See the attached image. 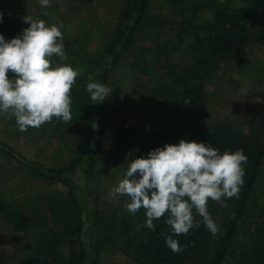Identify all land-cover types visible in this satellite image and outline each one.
<instances>
[{"label":"trees","instance_id":"16d2710c","mask_svg":"<svg viewBox=\"0 0 264 264\" xmlns=\"http://www.w3.org/2000/svg\"><path fill=\"white\" fill-rule=\"evenodd\" d=\"M112 2L114 3V0ZM147 3L148 0L124 1L114 19L101 20L98 16H93L88 19H77L72 23L64 21L63 17L66 14H61L57 24L63 23L65 26L63 29L65 48L88 58L95 57V53L85 50L76 42L79 36L88 37L96 42L98 58L104 59L112 55L116 48L122 45L138 64L144 65L145 59L153 50L134 42L135 35L143 26ZM193 6V12L199 9L211 12L209 23L199 28L200 31H204L199 40L197 41L195 37L196 42L194 43L192 39L187 45V49L192 52L193 63L189 67L174 65L170 69H163L166 74L173 77L175 86L160 121L149 125L144 119L136 116V110L132 107L120 106V124L114 129V145L110 160L125 153H131L134 159L143 157L149 151L165 144H178L181 139L205 142L221 153L225 150L243 149L248 157L244 183L238 198L223 202L229 206V215L221 218L220 231L208 263L221 264L237 232L238 223L243 217L257 173L264 160V136L244 133L221 123L207 125L210 118L207 88L218 66L239 52L243 45L252 41L254 44L264 46V0H196ZM57 7L58 3L53 5L55 11ZM183 27H186V23ZM12 28L16 29L18 26L13 24ZM148 36L149 32H145V37ZM87 83L81 74L73 86L70 122L65 123L53 118L51 123H45L40 128L30 127L28 131L23 132L26 143L30 146H46L54 141L61 149L62 166L48 170L54 176L47 177L32 169L31 172L42 179L39 190H30L22 186L10 188L0 186V220L14 232L33 234V243L26 258L28 264H84L81 209L71 181L60 176L72 172L80 163L84 148L94 135V123L98 126V135L103 134L102 130L106 124L105 101L102 102L96 118L90 93L86 90ZM112 94L117 96L118 91L115 90ZM133 94L138 95L135 91ZM134 116L138 117L137 122L128 124L129 121H133ZM14 124V118L9 119L0 115V125ZM69 137L71 141H68ZM56 183H62L69 188L61 201L48 195L54 191ZM17 198L28 200L26 203L31 205V210L28 211V208L21 204L22 201L17 203L15 201ZM38 198L42 200L40 205H37L39 202H35ZM219 205L220 203L209 201L208 210L212 218L217 213ZM47 206L49 209L46 212L39 210ZM122 212L124 211L118 206L110 212L106 210L104 213H94V229L91 235V247L94 252L92 264H97L96 257L101 247H104L105 252L111 256H116L127 249L132 253L135 264H182L191 260L196 248L204 247L212 237L203 225L202 218L197 216L196 219L200 223L198 228H193L187 235L173 237L181 246H186L184 251L173 253L166 247L165 236L161 235L171 234L165 222L167 215L154 221V231L145 226V219L139 228L140 231L143 230L140 236L145 238L142 241H131L127 239V235L134 225L129 217L118 216ZM46 215L55 218L53 222L60 220L57 223L60 229L58 235L53 227L48 228L46 232L37 230L41 223L48 219ZM260 218L264 220V203ZM251 235L255 241L235 264H264V222L254 226ZM60 246L64 248L63 257L58 253Z\"/></svg>","mask_w":264,"mask_h":264},{"label":"rangeland","instance_id":"374dc122","mask_svg":"<svg viewBox=\"0 0 264 264\" xmlns=\"http://www.w3.org/2000/svg\"><path fill=\"white\" fill-rule=\"evenodd\" d=\"M127 0H50L51 6L41 8L38 0H0V13L3 22L0 32L6 41H10L23 29L30 25L24 23L25 16L42 19L48 24H57L61 14H66L64 21L75 23L78 19H88L98 16L101 20L114 19L120 11L122 3ZM181 1V2H179ZM196 0H148L145 19L141 31L135 35V44L150 47L153 53L149 55L144 65L138 64L122 45L116 48L112 55L100 59L96 53V42L88 37H77L76 42L85 50L95 53V57H85L74 50L65 48L67 61L74 67H80L82 75L91 76L95 82H100L117 90L118 95L111 94L106 98V124L103 134L98 135V126L94 123V135L84 148L81 161L70 173L60 178L70 180L73 192L81 209V243L85 252L84 264H92L94 252L91 247L94 213L112 211L121 207L124 211L119 217H129L133 229L127 235L131 241H142L140 236L142 223L145 221V210L137 214L129 213L125 204L127 197H113L111 190L118 185L127 163L134 158L131 153H125L110 160L113 148L114 129L120 124V106L126 105L135 109V114L149 125L160 121L164 115L166 104L173 94V77L163 69L174 65L189 67L193 63L188 44L193 39L199 40L203 30L199 28L209 23L211 12L199 9L193 12ZM221 1V0H218ZM180 5H176V3ZM58 3L56 11L53 5ZM54 10L53 15H51ZM47 12L48 15H44ZM56 17V18H54ZM186 23V27H183ZM13 24L18 28L13 29ZM149 29V30H146ZM145 32L149 36L145 37ZM158 33V34H157ZM177 33H179L177 35ZM196 37V38H195ZM146 38V39H145ZM165 67L162 68L161 66ZM162 84L164 87H162ZM133 91L138 94L135 96ZM139 96V97H138ZM180 98V97H179ZM207 101L210 118L207 125L221 123L235 130L264 136V46L249 41L241 50L223 61L213 74L207 88ZM101 103L92 101L94 116L97 118ZM134 116L133 122H137ZM68 141H71L70 137ZM72 143V142H71ZM61 149L53 141L46 146L33 147L26 143L23 132L14 126L0 125V186L5 188L22 186L30 190H39L42 179L35 176L31 170H36L53 177L49 169L62 166ZM68 186L56 183L54 191L48 193L50 198L61 201L68 191ZM28 211L31 205L28 200L15 199ZM38 198L35 202L41 204ZM264 203V160L257 173L255 185L252 188L242 219L233 237L232 244L221 264H235L255 241L251 232L256 225L263 224L260 218ZM36 207H39L37 206ZM35 209V208H34ZM49 206L40 208L46 212ZM46 214V213H45ZM229 215V206L220 203L214 220L221 225L222 216ZM48 219L37 230L46 232L54 228L59 234L58 222L46 215ZM217 234L212 235L204 247H197L194 257L182 264H208L212 258ZM33 243V234L14 232L13 229L0 220V264H28L26 258ZM63 247H58V253L65 255ZM97 264H135L132 253L125 249L116 256H111L101 247L96 257Z\"/></svg>","mask_w":264,"mask_h":264},{"label":"clouds","instance_id":"9594fccd","mask_svg":"<svg viewBox=\"0 0 264 264\" xmlns=\"http://www.w3.org/2000/svg\"><path fill=\"white\" fill-rule=\"evenodd\" d=\"M38 3L44 9L51 6L50 0ZM24 23L30 26L10 41L0 34V115L14 118L21 132L40 128L53 118L70 122L71 92L83 70L66 62L65 26L32 16H25ZM86 90L97 104L113 92L91 76ZM247 162L243 149L221 153L205 142L181 139L178 144H165L127 163L111 194L127 197L124 206L133 215L144 209L145 226L150 230H155V220L167 215L165 222L171 234L161 235L165 236L166 247L178 254L186 246L173 237L198 228L197 216L213 236L218 234L220 226L212 218L208 203L238 198Z\"/></svg>","mask_w":264,"mask_h":264},{"label":"built area","instance_id":"2783aa9c","mask_svg":"<svg viewBox=\"0 0 264 264\" xmlns=\"http://www.w3.org/2000/svg\"><path fill=\"white\" fill-rule=\"evenodd\" d=\"M128 124L132 125L133 124V121H129Z\"/></svg>","mask_w":264,"mask_h":264}]
</instances>
